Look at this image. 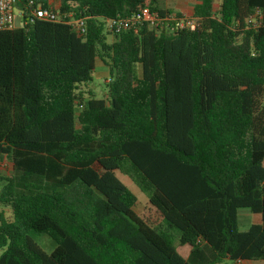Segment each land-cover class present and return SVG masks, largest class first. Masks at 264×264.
Listing matches in <instances>:
<instances>
[{"label":"trees","instance_id":"trees-1","mask_svg":"<svg viewBox=\"0 0 264 264\" xmlns=\"http://www.w3.org/2000/svg\"><path fill=\"white\" fill-rule=\"evenodd\" d=\"M29 1L14 2L26 23L0 31V168L12 172L0 171L11 212L0 213V264L264 261V0H197L193 30L114 36L108 20L181 14L159 0H59L60 13L86 18L83 37L31 18ZM96 61L107 91L84 99ZM116 173L166 231L135 213ZM241 209L260 217L244 232ZM33 234L51 240L49 253Z\"/></svg>","mask_w":264,"mask_h":264},{"label":"built area","instance_id":"built-area-1","mask_svg":"<svg viewBox=\"0 0 264 264\" xmlns=\"http://www.w3.org/2000/svg\"><path fill=\"white\" fill-rule=\"evenodd\" d=\"M15 0H0V31H9L18 28L26 22L21 19L23 12L14 6ZM40 0H30L27 3L29 16L34 19H41L52 23H63L68 25L78 37H83L86 33V18L75 17L73 13H60L59 0H46L47 5L44 7L39 4ZM259 13L248 19V25L254 27L258 24ZM139 25H145L149 29L160 32L162 29H189L195 28L196 22L192 16L181 14L177 18L170 13L159 16L155 12L144 9L139 13L132 14L127 18H116L106 21V29L112 35H118L125 29L135 28ZM82 105L78 106L81 109Z\"/></svg>","mask_w":264,"mask_h":264},{"label":"rangeland","instance_id":"rangeland-1","mask_svg":"<svg viewBox=\"0 0 264 264\" xmlns=\"http://www.w3.org/2000/svg\"><path fill=\"white\" fill-rule=\"evenodd\" d=\"M196 0H159V6L164 8H169L175 11L180 7V14L190 16L192 12V8ZM220 1L214 0V8L217 9L219 6ZM112 36H107V41L111 42ZM108 79L107 68L100 62L96 61L94 71L91 74V81L79 86L77 91L78 94H81L84 99L89 98H97L102 99L105 97V93L107 91L106 83ZM0 171L4 175H11V165L7 160H4L1 164ZM117 178L120 182H122L135 196L137 197V203L135 206V213L143 219L146 223L150 226L166 231L165 226L163 225L161 218L157 211L149 205L146 196L141 193L137 187L124 175L116 173ZM3 212V216L5 218L11 217V212L8 209L0 208V213ZM260 221L259 215L252 214L247 209L238 210L237 213V226L240 232L246 231L249 226L253 224H257ZM168 234L172 238L173 246L176 248L178 254L183 257L184 259L187 258L189 253V248L187 246H179L177 235L175 233ZM34 241L37 245L46 253H49L52 249V242L51 240L44 236V235H32ZM1 254V251H0ZM220 264H231L228 260H223ZM242 264V263H239ZM246 264H264L262 260H256L247 262Z\"/></svg>","mask_w":264,"mask_h":264},{"label":"crops","instance_id":"crops-1","mask_svg":"<svg viewBox=\"0 0 264 264\" xmlns=\"http://www.w3.org/2000/svg\"><path fill=\"white\" fill-rule=\"evenodd\" d=\"M196 2H197V0H196ZM196 4V3H195ZM194 4V5H195ZM167 8V7H166ZM167 9H169V8H167ZM170 10H172V9H170ZM192 10H193V8H192ZM173 12H177V13H180V7H178V9H175V11L174 10H172ZM182 14V13H181ZM192 15V12H191V14H190V16ZM240 263H242V264H246L247 262H240ZM239 264V263H238Z\"/></svg>","mask_w":264,"mask_h":264}]
</instances>
